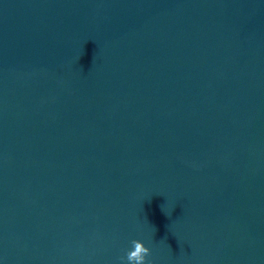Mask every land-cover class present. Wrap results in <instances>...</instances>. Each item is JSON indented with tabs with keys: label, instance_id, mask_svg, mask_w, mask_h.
<instances>
[{
	"label": "water",
	"instance_id": "obj_1",
	"mask_svg": "<svg viewBox=\"0 0 264 264\" xmlns=\"http://www.w3.org/2000/svg\"><path fill=\"white\" fill-rule=\"evenodd\" d=\"M132 240L264 264V0H0V264Z\"/></svg>",
	"mask_w": 264,
	"mask_h": 264
},
{
	"label": "clouds",
	"instance_id": "obj_2",
	"mask_svg": "<svg viewBox=\"0 0 264 264\" xmlns=\"http://www.w3.org/2000/svg\"><path fill=\"white\" fill-rule=\"evenodd\" d=\"M131 243L134 245V250L126 254L129 264H148L146 258L150 256V249L139 240H132Z\"/></svg>",
	"mask_w": 264,
	"mask_h": 264
}]
</instances>
